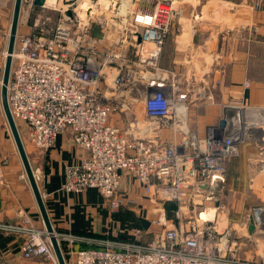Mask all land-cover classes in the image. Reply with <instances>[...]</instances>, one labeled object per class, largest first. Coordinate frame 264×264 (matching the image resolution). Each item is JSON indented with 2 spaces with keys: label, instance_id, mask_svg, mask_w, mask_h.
<instances>
[{
  "label": "built area",
  "instance_id": "obj_1",
  "mask_svg": "<svg viewBox=\"0 0 264 264\" xmlns=\"http://www.w3.org/2000/svg\"><path fill=\"white\" fill-rule=\"evenodd\" d=\"M34 1H27V11L35 10ZM61 1L63 7L51 9L47 2L41 7L59 11V19L39 16L33 32L16 38L7 86L12 115L29 125L27 138L38 152L50 151L59 135L68 133L87 153L67 168L66 193L96 188L111 212L119 213L133 203L122 192L131 177L158 214L149 228L133 230L128 241L56 232L59 244L97 246L71 252L72 264H264V203L253 206L238 229L228 227L221 208L207 206L214 202L211 189L224 180L229 162L253 135L243 119L250 81L224 105L238 110L237 121L224 118V128L209 127L202 136L189 128L191 85H168L176 74L160 66L168 34L181 17L174 1L160 0L150 10L134 7L133 0ZM97 27L102 39L94 36ZM110 38L116 40L102 46ZM1 71L0 64V88ZM212 84L216 88L222 80L214 77ZM138 102L144 103L143 119L134 115ZM126 114L132 119L126 127L112 123ZM36 171L38 180L41 171ZM173 201L177 218L193 207L194 217L183 229L167 224L165 204ZM0 233L23 237L24 259L58 264L50 234L27 214L15 223L0 220ZM145 236L152 238L143 241ZM248 248L255 259L243 256Z\"/></svg>",
  "mask_w": 264,
  "mask_h": 264
},
{
  "label": "crops",
  "instance_id": "obj_2",
  "mask_svg": "<svg viewBox=\"0 0 264 264\" xmlns=\"http://www.w3.org/2000/svg\"><path fill=\"white\" fill-rule=\"evenodd\" d=\"M11 3L12 0H0L2 66L6 64L15 0L12 6ZM257 4H262L260 10L255 8ZM178 6L181 10V32L186 34V41L178 40L180 36L168 37L160 66L164 70L186 75L187 81L202 79L211 82L214 77H218L224 85L222 94L229 97L243 89L244 82L250 81L251 87L246 90L245 95L248 111L243 113V119L253 129L248 143L261 147L250 148L247 143L241 144L239 156L247 162H255L249 168L251 174H256L255 169L264 161V0H179ZM201 15L208 17L206 22L194 20L196 16ZM22 16L17 36L29 33L36 21L35 18L25 19ZM217 20L220 21V26L216 24ZM185 21L190 23L186 24ZM177 25H173L172 33H175ZM254 29H257V32H253ZM233 30L236 32L232 33ZM200 31H203L205 40L200 38ZM219 31L222 36L221 45L213 35ZM209 60L212 62L209 63ZM196 62H199L197 67L202 70L200 74ZM217 66L222 68L221 74H218ZM215 91L205 86L194 89L192 96L213 95ZM1 96L0 93V220L15 223L19 216L25 213L32 219L34 226L45 230L39 205L7 124ZM204 113V127H217L224 118L233 122L239 118L237 109L224 108V105L221 116L216 110L206 109ZM131 120V116L126 114L122 118L115 117L112 123L123 128ZM195 123L196 126L192 125L194 130L198 128L196 132H202L200 120ZM192 126L189 125V128L194 131ZM30 155L32 168L35 166L33 170L38 168L41 171L37 183L55 232H70L94 240L128 241L134 239L133 230L149 228V223L141 214L150 205L149 199L142 189L137 188L131 177L125 178L122 192L133 203L126 205L119 213L111 212L106 200L96 188L78 194L66 193L63 190L67 168L79 164L87 155L83 149L75 146L68 133L60 134L50 151L40 153L32 147ZM231 161L230 164L235 162ZM151 238L145 236L143 241H149ZM23 241L21 236L0 233V264H33L39 261L23 258L20 251ZM90 247L93 249L96 246L81 244L77 249ZM245 256L251 257L248 253Z\"/></svg>",
  "mask_w": 264,
  "mask_h": 264
},
{
  "label": "rangeland",
  "instance_id": "obj_3",
  "mask_svg": "<svg viewBox=\"0 0 264 264\" xmlns=\"http://www.w3.org/2000/svg\"><path fill=\"white\" fill-rule=\"evenodd\" d=\"M27 1L28 0H23L22 3V12H23V16L25 17V19H30V17L33 19L35 18V20L41 16V18H46V17H50L53 19L52 22H55V20L59 19V11H53V10H49L48 8H35L34 11L30 12L27 11ZM88 0H85L84 3H86ZM123 1H131V0H123ZM160 1V0H133L134 3V7L138 8H142L145 10H150L152 8H154L155 4ZM169 1H174L175 6L179 8V0H169ZM13 4V0L11 3V6ZM54 6H60L63 7V1L58 0L57 4H51L48 5L47 7L49 8H53ZM85 9V7H84ZM23 19V18H22ZM206 19H208V17H203V15L201 16H196L194 18V20L200 22V23H204L206 22ZM186 24H189V21H185ZM197 22V23H198ZM216 24H218V26H220L219 24L220 21H215ZM218 22V23H217ZM54 24V23H53ZM175 24L177 25V29L175 31V33L173 32V27H172V31L170 33L172 34H168V37H172V38H176L177 36H180V38L178 37V40L184 42L186 41V34L181 32V25H179L178 20L176 19ZM174 24V25H175ZM51 26V25H49ZM42 27L47 28V25H42ZM53 27V25H52ZM22 28V26H21ZM23 29V28H22ZM35 30V28L33 27L32 30L29 31V33L33 32ZM201 35L200 38L202 40H205L206 38L204 37L203 31H200ZM26 33V34H29ZM175 34V35H174ZM208 34V33H207ZM210 34V33H209ZM214 37L215 40H217L218 44L221 45L222 44V36H221V31L219 32H214ZM182 36V37H181ZM167 37V38H168ZM116 39L110 38L108 40H106V42H103L102 46H109L113 41H115ZM220 42V43H219ZM16 44V43H15ZM16 49V47H15ZM6 61V60H5ZM211 60H209L210 63ZM212 62V61H211ZM199 62H196L195 65L196 67L198 66ZM13 63H12V67H11V71L13 70ZM219 67V66H217ZM216 67V68H217ZM198 68V67H197ZM4 69H5V64L4 66H2V77L4 74ZM199 69V68H198ZM219 69V68H217ZM11 71H10V75H11ZM200 72H202L201 69H199V74ZM175 76H171L169 77L168 80V85L171 84H176L179 82L183 88H187V85L185 84V82L190 83L191 85V97H190V101L191 103L189 104V113H188V117H189V125H193L196 123L195 121L200 120V127L202 126L201 131V135H205L207 132V129L209 127H204V123L202 124V116L205 115V110L206 109H210V110H216L218 111V113L220 112L219 116H221L222 114V109H223V105H225L224 103H228V104H232L230 103V97L229 95H223L221 90L223 88V84L218 85L216 88L213 89V84L212 81L207 82V80H198V81H187L185 79L186 75H180L175 73ZM4 80V79H3ZM205 86H209L213 91L216 90L215 92H213V95H208V96H204V97H193V90L194 89H200L201 87H205ZM221 86V87H220ZM2 87L0 88V93H1ZM225 91V89H223ZM227 94V93H226ZM2 95V93H1ZM224 96V97H223ZM2 97V96H1ZM207 114V113H206ZM134 115L140 119H143L144 117V103L140 102L138 103V105H136L134 107ZM135 118V117H134ZM16 124H18V128L20 131V135L21 138L25 144L26 147V151H27V155H29V157H31L30 153L32 151V147L34 148V146L31 144V141L27 138L28 136V130H29V125L24 123V121L22 120H15ZM219 125V124H218ZM192 126V128H193ZM218 127V126H217ZM194 130V128H193ZM198 130V128L196 129V131ZM195 131V130H194ZM246 143L248 144V146L250 148H258L260 149L261 146H257L255 143V145L253 143L249 144L248 142L243 143L242 145H246ZM244 147V146H243ZM245 148V147H244ZM240 155V153H239ZM235 157V159H233L235 162H233V160L231 162H233V164L231 163L228 166L227 169V173L226 176L224 177L223 181H220V183L218 184V186L216 187V189H211L210 191V195L213 197L214 202H207V206L208 207H212V204L215 206H218L219 208H221L219 210V213L221 216L224 217L225 221L227 220V225L230 228L233 229H238V223L243 220L245 217H247V215L250 212V209L253 208V206L257 205V204H262L264 203V175H256V174H251V167L252 165L255 164L254 161L251 162H247L245 161V159L240 156ZM240 157V158H239ZM31 161V160H30ZM262 165H264V161H262L261 163H259V166L261 167ZM33 168H35V166H33ZM32 168V169H33ZM38 169V168H37ZM35 173L37 172L36 169H34ZM37 175V174H36ZM134 180V179H133ZM135 182V180H134ZM136 183V182H135ZM137 184V183H136ZM138 184H137V188H138ZM141 190V189H140ZM148 207L145 208V210H143L141 212L142 217L145 218V221L150 223V219L156 217L158 214L156 212L153 211V207L151 205V203L149 202ZM166 207V213L168 214V221L167 224L168 226H170V224H174V223H179L180 227L183 229L185 228V226L190 222L191 218L194 217V212H193V207L189 206V208L187 209V211L184 212V215H182L180 218L176 217V212L179 208L177 202H167L165 204ZM201 208H198L197 210V215H199V213L201 212ZM20 217V216H19ZM3 221V220H1ZM20 221V218L17 222ZM5 223H8L6 221H3ZM152 231L154 230V232H158V229H151ZM56 233V232H55ZM58 234H63V233H58ZM79 236V235H78ZM23 243V242H22ZM81 244H88V243H81L80 244H74L73 247H70L68 245V242H61V249H63L64 255L66 257V262L67 264H72V253L71 252H76V251H80V250H89L90 248H79V246ZM96 247H93V249H96ZM99 248V247H98ZM251 251L252 253H254L255 251L251 248H248V250H246L245 252H243V256L246 255L247 252ZM251 257L255 259V255H251L250 253H248ZM24 258V257H23ZM32 259H36V258H32ZM38 260V259H37ZM35 263H39V261H36Z\"/></svg>",
  "mask_w": 264,
  "mask_h": 264
},
{
  "label": "water",
  "instance_id": "obj_4",
  "mask_svg": "<svg viewBox=\"0 0 264 264\" xmlns=\"http://www.w3.org/2000/svg\"><path fill=\"white\" fill-rule=\"evenodd\" d=\"M47 0H35L34 1V6L36 8H41L45 6ZM22 3L23 0H15L14 4V9H13V19H12V24H11V32H10V37H9V47L7 51V56H6V64H5V69H4V81H3V86H2V106L5 112L7 124H9L10 131L12 134L13 139L15 140L17 150L19 153V156H21L22 163L24 166V170L26 171V175L28 178V181L33 189L36 202L39 205L41 216L44 219V224H45V230L50 234V239H51V244L53 247V250H55V254L57 257L58 264H67L66 262V257L64 255L63 249H61V246L59 244V241L57 239V236L55 234L54 227L52 225L51 219L48 216L47 208L45 206V202L43 201V197L40 191V187H38L37 179L35 176V172L32 169L31 161L29 155H27L26 147L25 144L21 138L20 131L18 128V124H16V121L12 115L11 109L9 108L8 105V92H7V86L10 81V71L12 67V56L15 51L16 47V38L18 34V26L19 22L21 19L22 15ZM72 12L70 11L69 16H71ZM94 36L98 39H102V35L100 34V29L97 27L94 29ZM226 125L225 120H221L220 122V127L224 128ZM256 175H264V165L261 167L255 169ZM254 228H251V231H253Z\"/></svg>",
  "mask_w": 264,
  "mask_h": 264
},
{
  "label": "bare ground",
  "instance_id": "obj_5",
  "mask_svg": "<svg viewBox=\"0 0 264 264\" xmlns=\"http://www.w3.org/2000/svg\"><path fill=\"white\" fill-rule=\"evenodd\" d=\"M58 0H48L47 1V5H51V4H54L56 3ZM25 214V213H24ZM26 215V214H25ZM39 230H44V229H39Z\"/></svg>",
  "mask_w": 264,
  "mask_h": 264
}]
</instances>
